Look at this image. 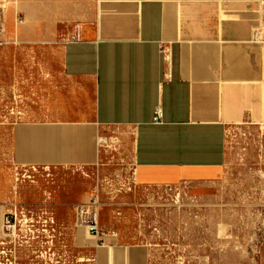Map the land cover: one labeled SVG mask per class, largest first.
<instances>
[{"label": "crops", "instance_id": "1", "mask_svg": "<svg viewBox=\"0 0 264 264\" xmlns=\"http://www.w3.org/2000/svg\"><path fill=\"white\" fill-rule=\"evenodd\" d=\"M93 7L50 44L56 69L43 65L42 83L8 125L14 164L94 165L101 130L116 126L130 137L137 186L221 178L228 126L264 122V0H95ZM55 21L44 20L43 29L10 23L9 32L52 41ZM5 164L0 202L11 197ZM105 242L90 244L96 257L98 247L118 245V234L107 231ZM127 254L108 264H144L147 248L129 246Z\"/></svg>", "mask_w": 264, "mask_h": 264}, {"label": "rangeland", "instance_id": "2", "mask_svg": "<svg viewBox=\"0 0 264 264\" xmlns=\"http://www.w3.org/2000/svg\"><path fill=\"white\" fill-rule=\"evenodd\" d=\"M94 3L0 0V161L8 167L11 196L0 202V264H108L141 244L147 248L144 264H264V122L228 126L224 173L209 182L137 186L130 137L116 126L101 130L94 165L32 167L12 161L8 125L42 83L43 65L56 69L50 44L93 12ZM18 17L23 19L18 24L34 22L33 29L56 20L55 38L11 36L9 25ZM93 194L100 200V225L118 234V245L98 247L97 257L90 246L94 237L78 224L76 213V205Z\"/></svg>", "mask_w": 264, "mask_h": 264}, {"label": "built area", "instance_id": "3", "mask_svg": "<svg viewBox=\"0 0 264 264\" xmlns=\"http://www.w3.org/2000/svg\"><path fill=\"white\" fill-rule=\"evenodd\" d=\"M23 19L18 17L17 22H22ZM78 34L75 33L72 35V39H77ZM3 42V35L0 31V44ZM162 52L164 57L166 58L169 54V48L165 47L163 44L161 46ZM162 118V109L161 106H156L154 108L153 120L155 122H159ZM35 167L36 165H29ZM171 186V185H168ZM99 196L98 194H93L91 199L86 202H82L76 205V213H77V221L78 224L85 227L87 232L94 237L95 245L101 246L104 245L105 242V235L107 231H105L100 223H99ZM2 208L0 207V210ZM6 213V212H5ZM95 258H92L94 261Z\"/></svg>", "mask_w": 264, "mask_h": 264}, {"label": "flooded vegetation", "instance_id": "4", "mask_svg": "<svg viewBox=\"0 0 264 264\" xmlns=\"http://www.w3.org/2000/svg\"><path fill=\"white\" fill-rule=\"evenodd\" d=\"M56 249L58 250L57 246H56Z\"/></svg>", "mask_w": 264, "mask_h": 264}, {"label": "bare ground", "instance_id": "5", "mask_svg": "<svg viewBox=\"0 0 264 264\" xmlns=\"http://www.w3.org/2000/svg\"><path fill=\"white\" fill-rule=\"evenodd\" d=\"M101 140L103 139V138H100Z\"/></svg>", "mask_w": 264, "mask_h": 264}]
</instances>
